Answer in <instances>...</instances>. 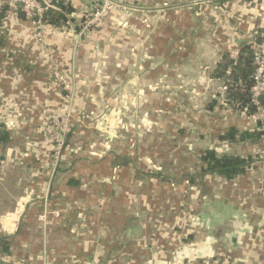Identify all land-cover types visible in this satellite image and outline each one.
Wrapping results in <instances>:
<instances>
[{"label":"crops","instance_id":"0c3cea01","mask_svg":"<svg viewBox=\"0 0 264 264\" xmlns=\"http://www.w3.org/2000/svg\"><path fill=\"white\" fill-rule=\"evenodd\" d=\"M44 1L70 12L43 43L22 11L0 17V264H264V141L218 138L264 129V95L256 114L222 101L230 62L264 35V0H129L82 34L94 0ZM106 104L123 123L104 132ZM67 115L55 163L50 121ZM206 149L253 161L233 179L193 178Z\"/></svg>","mask_w":264,"mask_h":264},{"label":"trees","instance_id":"16d2710c","mask_svg":"<svg viewBox=\"0 0 264 264\" xmlns=\"http://www.w3.org/2000/svg\"><path fill=\"white\" fill-rule=\"evenodd\" d=\"M52 6L47 14L46 21L58 25L62 23V20L66 19L65 12H70V9L59 1H53ZM3 12L0 17L3 16ZM253 53L251 46H244L240 59L236 63L234 61L230 62L232 63V80L230 84H233V86L228 89L229 96L227 97V100L239 105L241 111L246 110L250 114H256L258 111L256 105L251 102L250 92V87L253 83L251 76L254 71ZM238 80L242 81L243 87L234 86ZM9 137L8 131L0 130V143L8 142ZM219 139L232 143L249 141L258 144L264 141V129L261 125L254 130H240L235 126H231L220 135ZM200 161L201 175H220L227 179H233L244 174L251 166L253 160L252 156L221 155L215 149H206L202 151Z\"/></svg>","mask_w":264,"mask_h":264},{"label":"built area","instance_id":"2783aa9c","mask_svg":"<svg viewBox=\"0 0 264 264\" xmlns=\"http://www.w3.org/2000/svg\"><path fill=\"white\" fill-rule=\"evenodd\" d=\"M95 6L93 10L84 16L81 34L91 29H101L105 26L107 18L110 14L118 9L128 10L131 8L129 0H94ZM15 7L22 11L27 17L31 18L37 26L38 38L40 43L44 42L43 27L47 22V14L53 7L52 2L44 0H0V14L6 7ZM253 48V65L252 85L250 87L251 102L256 105L257 109L262 106V96L264 95V35L258 42L254 38ZM55 78L67 91H73L74 81L63 72H54ZM228 85L223 87L227 91ZM51 139L54 142L53 157L55 163L60 159L64 146L66 144L67 135L70 129V116L51 119Z\"/></svg>","mask_w":264,"mask_h":264},{"label":"rangeland","instance_id":"374dc122","mask_svg":"<svg viewBox=\"0 0 264 264\" xmlns=\"http://www.w3.org/2000/svg\"><path fill=\"white\" fill-rule=\"evenodd\" d=\"M123 10V9H122ZM263 11H264V8L262 9ZM116 95H118V96H120V93H118V94H116ZM224 97L225 98H223L222 99V101H223V105H224V107H225V109L227 110V112H228V114H229V112L230 113H232V115H233V117L234 116H236L237 114H239L240 112H241V110H240V107H239V105H237V104H235L234 102H232L231 100H227V97H226V92H225V95H224ZM121 100V99H120ZM223 105H220V108L222 107V109H224L223 108ZM117 108H122V105H121V103L120 102H118V106H117ZM166 108L165 107H162V109H160L159 110V112L161 113V114H163V115H165V113H166ZM218 111H220V109L218 110ZM95 112H97V111H95ZM101 115H107V117L104 119V125H103V127H102V130L101 131H104V132H107V131H110V129L112 128V125H114L115 127H116V125H122V117L120 116V118H118V115L117 114H119L120 115V111H116L114 114H111L112 113V107L110 106V105H104V107L103 108H101ZM224 112V111H223ZM223 117H224V115H222ZM149 125L151 126V123H149ZM119 127V126H118ZM149 127V126H148ZM197 128H202V127H204V124H199V125H197L196 126ZM150 128V127H149ZM164 130H167V128H165V127H162V129L159 127L158 128V131H159V134H160V136H159V142H160V139H162V142H161V147H163V146H166L167 148H168V146H167V143H168V141H167V139L165 138V136H164ZM227 130V129H226ZM226 130H224V131H222L221 133H219L218 135V138H220V135L221 134H223ZM110 137V140L112 141V140H114V143H117V144H120L121 143V145H123V139H124V135H120V134H114L113 136H109ZM125 137H126V135H125ZM105 138V137H104ZM130 138V137H129ZM131 138H133V137H131ZM137 138L138 137H135V140H136V143H137ZM220 140V139H219ZM174 142L172 141V140H170V142H169V144H170V146L173 144ZM166 148V149H167ZM158 151H159V149H158ZM163 155H165L168 159H172L173 157H174V155H175V153H173L172 152V150L171 151H169V153H167L166 151H165V149L163 150ZM148 158H146V161L148 162V165H150V167H152V169H154V170H156V168H155V166H157V165H155L152 161L150 162V161H148L147 160ZM158 160H161V159H158ZM171 161V160H170ZM172 161H174L173 159H172ZM155 165V166H154ZM201 164L200 165H197L196 166V170H195V172L192 174L194 177L193 178H196V179H199V180H201L200 179V175H201ZM182 168H179L178 169V175H186V174H182L183 172H182ZM184 171V170H183ZM170 175H171V173H170ZM170 178H172V177H170ZM188 186H191L190 184L188 185ZM204 190H208L207 188H204Z\"/></svg>","mask_w":264,"mask_h":264},{"label":"water","instance_id":"95a60500","mask_svg":"<svg viewBox=\"0 0 264 264\" xmlns=\"http://www.w3.org/2000/svg\"><path fill=\"white\" fill-rule=\"evenodd\" d=\"M23 14H25V13L23 12ZM258 40H259V42L261 41V39H260V38H259Z\"/></svg>","mask_w":264,"mask_h":264}]
</instances>
